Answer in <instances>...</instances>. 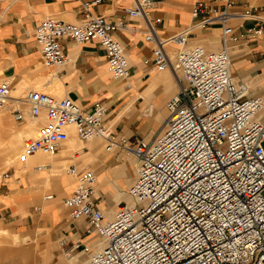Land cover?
Instances as JSON below:
<instances>
[{"label": "built area", "instance_id": "obj_1", "mask_svg": "<svg viewBox=\"0 0 264 264\" xmlns=\"http://www.w3.org/2000/svg\"><path fill=\"white\" fill-rule=\"evenodd\" d=\"M99 2L81 0L76 22L50 16L37 21L33 37L45 64L67 61L63 39L76 43L95 39L105 52L111 76L129 74L125 49L114 36L125 23L89 10L90 4ZM151 6L152 0H133L125 12L144 20L143 39L151 44L154 68L170 67L178 79V92L165 103L161 129L129 148L124 137L107 129L103 102L94 101L84 109L68 96L29 89L19 103L6 104L11 86L2 80L0 108L5 107L14 120L43 112L44 122L24 139L18 161L37 151L55 153L68 137V125L79 140L98 136L106 139L105 150L118 144L133 153L137 168L127 190L132 204L119 206L111 219H104L90 200L92 171L76 173L69 168L76 174L75 186L61 203L71 219H84L86 231H95L103 241L79 264H264V117L258 113L264 110V96L246 95L244 84L230 75L229 46L241 34L228 23L234 15L258 18L261 23L247 32L259 35L264 18L253 8L232 14L226 7L198 0L191 11L193 22L161 37L155 30L159 18L147 15ZM213 23L221 28L218 49L187 44L194 28ZM171 42L174 62L166 50ZM79 246V241L73 244ZM70 252L71 248L62 253L68 257Z\"/></svg>", "mask_w": 264, "mask_h": 264}, {"label": "crops", "instance_id": "obj_2", "mask_svg": "<svg viewBox=\"0 0 264 264\" xmlns=\"http://www.w3.org/2000/svg\"><path fill=\"white\" fill-rule=\"evenodd\" d=\"M197 1L152 0L147 15L159 18L155 30L159 36L168 37L193 22L191 11ZM200 1L217 8L226 7L232 14L253 8L257 17L264 18V0ZM132 2L100 0L88 7L108 20L122 19L125 23L114 36L125 49L130 70L126 79H115L107 71L105 52L95 39L81 43L63 39L67 61L62 65L45 64L34 41V27L43 17L76 22L82 10L81 0H0V79L10 83L12 96L17 98L24 96L23 91L40 89L55 97L68 96L84 109L94 101L103 102L107 108L104 118L107 129L124 136L129 148L149 133L152 136L161 129L165 119L161 116L166 117L165 103L178 92V79L170 67L167 70L154 68L151 44L143 39L144 20L125 12ZM228 23L235 33L241 34V38L229 46L230 75L235 82L244 84L246 95H264V22L259 35L247 32L248 27L261 23L258 18L243 19L234 15ZM220 30L218 23L194 28L187 37V44L216 50L220 46ZM167 47L175 50L172 42L166 50ZM28 123L32 133L37 122L29 120ZM69 133L68 140L55 152L56 158L50 159L52 163H46L47 156L32 159L28 164L34 170L30 174L32 178L12 177L16 170L10 176L12 167L0 181V264H70L71 258L72 264H79L92 249L87 244L95 232L86 231L84 219H71L61 203L76 181H68L67 166L59 167L64 162V152L73 150L70 157L77 158V164H69V168L74 167L79 172L87 165L85 168L96 175L97 183L95 181L90 200L100 211L114 214L119 206L128 203L123 194L128 193L135 176L134 155L126 154L119 145L103 150L105 139L80 141L72 127ZM40 163L48 164L54 171L50 181L44 176L49 172L42 173L48 171V166L42 171L36 169ZM19 170L21 168H17V172ZM61 171L62 176L55 177ZM47 191H51L49 198L45 195ZM76 241L80 246L73 248ZM99 245L96 243L94 249ZM69 248L70 255L65 257L63 249Z\"/></svg>", "mask_w": 264, "mask_h": 264}, {"label": "rangeland", "instance_id": "obj_3", "mask_svg": "<svg viewBox=\"0 0 264 264\" xmlns=\"http://www.w3.org/2000/svg\"><path fill=\"white\" fill-rule=\"evenodd\" d=\"M169 48L170 47H167V50L169 52L174 51L173 48H170V49ZM174 59H175V57L172 55V57H171L172 62L174 61ZM2 80L3 79H0V81H2ZM23 93H25V92L23 91ZM16 94H19V93H16ZM261 115L264 117V113H262ZM29 120H31V119H29V117L25 121L14 120L12 114L7 109L0 111V181L3 178L7 177V174H9L11 172L12 167H13V172L10 174V176L14 173V170H16L15 175H13L12 177H16V176L21 175V176H25L26 178H32V175H30V173L27 172L26 169H24V170L21 169L17 172V168L14 167V164L11 163L13 161V159L15 157H17L18 154L21 152L22 143H23L24 139L27 137L33 136L35 134L37 127L41 123L44 122V120L41 122H37L34 125L33 131L31 133V128H30V125L28 123ZM40 120H42V119H40ZM19 134H20V137H18ZM117 137H119V136H117ZM122 137H124V136H122ZM149 137H150V133H149V136H147L145 139H148ZM16 140H17V149H15V147H13L14 142L16 143ZM76 143L81 145V143H79L78 140L76 141ZM263 147H264V144H263ZM112 148H113V146H111L109 148V150H111ZM103 150H105V148ZM102 152L104 153V151H102ZM55 158H56V155L53 157H48V160L46 161V163L47 162L49 163L50 159L54 160ZM50 163H52V162H50ZM69 164H77V158H74V156H73V158L70 156H66V158L64 159V162L59 167H60V169H63L65 166H67V173L70 174L69 167H68ZM135 165L137 166V162ZM85 166H87V165L82 166V168ZM48 172H49L48 175H44V176H47L48 181H50L52 179V175H53L54 171H51L48 168ZM74 179H76V178L73 177V181H74ZM50 194H51V191H47V193L45 195L47 196ZM124 194H128V193H124ZM101 212L105 213L106 211H101ZM104 213H103V215H104ZM105 218L108 219L107 217H105ZM95 234H97V233H95ZM95 234H94V236H95ZM97 241H98V238L95 241H93V243L91 241L90 244L95 243L93 245V246H95ZM100 246H102V245H99V248H100ZM73 261L74 260L71 258L70 264H72Z\"/></svg>", "mask_w": 264, "mask_h": 264}, {"label": "bare ground", "instance_id": "obj_4", "mask_svg": "<svg viewBox=\"0 0 264 264\" xmlns=\"http://www.w3.org/2000/svg\"><path fill=\"white\" fill-rule=\"evenodd\" d=\"M169 53V55H170V59H171V57H172V55L175 57V50L173 51V52H168ZM127 61H128V58H127ZM172 61V60H171ZM174 62V61H173ZM128 65H129V61H128ZM168 68H165V69H163V70H167ZM172 71V70H171ZM173 72V71H172ZM128 76V75H127ZM127 76L125 77V78H121V79H126L127 78ZM127 86H129V84H127ZM21 99H22V97H20V98H17V97H13L12 96V88H11V91H10V93H9V98L8 99H6L5 100V102H6V104L8 103V104H16V103H19L20 101H21ZM4 109H6L5 107L4 108H0V111H2V110H4ZM259 114H262V113H264V110H262V111H260V112H258ZM165 116V114H163L162 116H161V119H163V118H165L164 117ZM28 118V116H25V120ZM43 118V112H40L39 113V115L36 117V118H30L29 117V119H31V121L32 120H34V121H36V122H40V119H42ZM24 120V121H25ZM43 120H44V118H43ZM161 126V125H160ZM72 127V125H68V129H70ZM73 128V127H72ZM69 132V131H68ZM70 134V133H69ZM69 134H68V137L66 138V140H64L62 143H64L65 141H67L68 140V138H69ZM18 137H20V134L18 135ZM94 138H102V137H98V136H94V137H91V138H89V139H87L86 141H89V140H91V139H94ZM102 139H104V138H102ZM106 140V139H105ZM80 141H83V140H80ZM61 143V144H62ZM118 145V144H117ZM117 145H112L113 147H115V146H117ZM13 147H15V149H17V140H16V143L14 142V145H13ZM21 153V152H20ZM20 153L18 154V156L20 155ZM57 153V152H56ZM56 153H52V154H47V153H42V152H39V151H37V152H34L33 154H31V155H29V156H27L26 158H24V161L22 162V163H20V162H18V156L17 157H15L14 159H13V161L11 162L12 164H14V166L15 167H17V168H21V169H26L27 170V172H29L30 174H32V172H34V170H31V168L30 167H28V164L30 165V162H32L34 159H44V158H46L45 156H47V157H51V156H54V155H56ZM125 153L126 154H133L132 152H131V150L129 149V150H127V152L125 151ZM73 155V150H71L69 153H62V157H64V158H66V156H72ZM33 159V160H32ZM42 164V165H41ZM48 166V168L51 170V168L49 167V165L47 164V165H45V164H43V163H40V165L39 166H37L36 167V169L38 170V171H42V170H44L46 167ZM34 166H32V168H33ZM85 167H87V166H85ZM85 167H83L79 172H81V171H83V170H85V169H89V168H85ZM30 168V169H29ZM74 168V167H73ZM136 168H137V166L135 165V170H136ZM74 170H75V172L76 173H78V170L77 169H75L74 168ZM90 170V169H89ZM92 171V170H91ZM48 171H45V172H42V173H47ZM62 171L61 172H59L57 175L55 174V177L56 176H62ZM65 173L67 174V176H68V181H73V177H75L76 178V174L75 173H70V174H68L67 173V169H66V171H65ZM92 173H93V171H92ZM74 174V175H73ZM48 175V174H47ZM73 176V177H72ZM93 176H94V173H93ZM95 178H94V182H93V192H94V185H95V181H96V183H97V177H96V175L94 176ZM55 179V178H54ZM97 191H99V190H97ZM117 194V193H116ZM124 196H126L127 197V199H128V204H132V199H131V197H130V195H129V193L128 194H123ZM114 201V200H113ZM102 213V212H101ZM104 213V212H103ZM103 213H102V215H103ZM112 211L110 212V211H106L105 213H104V215H103V218L104 219H106L105 217H107L108 219H111L112 218ZM79 221V220H78ZM95 232V231H94ZM96 233V232H95ZM98 238V241H97V244H103V241H102V239L99 237V235H98V233L97 234H95V236H94V238L93 239H91L90 241H92L93 242V240L94 239H97ZM100 239V240H99ZM95 244V243H94ZM94 244H87V246H88V248H92L91 250H95L94 249ZM101 247V246H100Z\"/></svg>", "mask_w": 264, "mask_h": 264}]
</instances>
